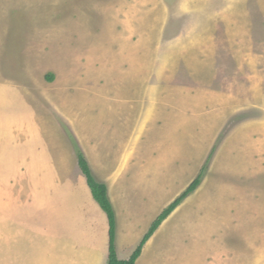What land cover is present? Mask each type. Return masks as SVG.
Segmentation results:
<instances>
[{
  "label": "rangeland",
  "instance_id": "374dc122",
  "mask_svg": "<svg viewBox=\"0 0 264 264\" xmlns=\"http://www.w3.org/2000/svg\"><path fill=\"white\" fill-rule=\"evenodd\" d=\"M0 82V123L28 105L22 121L58 173L81 171L84 124L154 157L132 166L164 167L152 199L163 189L172 202L207 166L142 264H264V0H0ZM27 128L0 139L1 170L8 156L36 166L45 149ZM42 225L18 242L36 241L22 264L45 254Z\"/></svg>",
  "mask_w": 264,
  "mask_h": 264
},
{
  "label": "crops",
  "instance_id": "0c3cea01",
  "mask_svg": "<svg viewBox=\"0 0 264 264\" xmlns=\"http://www.w3.org/2000/svg\"><path fill=\"white\" fill-rule=\"evenodd\" d=\"M125 44L126 42L119 43L120 47L124 46V49L134 48L133 45L125 46ZM140 45V49L150 51L149 48ZM132 55L128 54L129 60ZM134 61H137V58ZM3 83L0 82V99H2V92L6 89L2 85ZM101 94L99 92L100 97ZM27 107L29 106L25 105L15 111L16 114L22 116L21 119H17V124L0 123V139L5 145L11 137V132L13 139L19 135L15 132H23V139L26 137L25 133L29 127L30 130L36 131L37 135H31L36 141L35 143L29 142L28 146L35 144L37 149L43 147L45 150H37L39 156L34 158L36 166H33L24 157L13 156L10 158L8 156L9 147L6 149V154H1V157L8 156L9 162L13 164L6 169H0L2 264H22L21 254H30L34 245L36 246L33 244L36 241L28 242L31 244L28 250L25 245L21 246L18 242L24 240L26 232L35 229L32 225L43 218L49 224V229L42 225L39 233L40 238L36 234L39 239L38 246L43 242L49 244L46 246L45 254L34 256L33 264H65V260H68L67 264H107L110 240L107 213L94 198L81 168V171L74 170L71 164L69 165V174L68 171L58 173L56 160L47 148L41 129L38 126H27L22 121L27 113ZM100 121L101 119L97 125L98 132H101L102 129L106 130L108 127L102 125ZM81 131L83 138L90 139L89 141L83 139L81 148L96 178L106 183L108 195L115 210L117 256L120 259H128L154 220L171 203L169 190L166 197H164L163 189L157 196L154 194L153 199L149 197L151 194L149 185L158 184L160 178L165 176L164 167L153 164L145 167L132 166L131 164L135 162L136 164L138 162H154V157L145 155L144 160L143 156L138 157L135 150L131 153L130 148L134 145L133 141L118 143V140L109 141L102 136L94 139L85 124ZM127 148L128 150H126ZM69 150L71 149L69 148ZM159 159L161 163L165 162L164 157L157 158V160ZM75 162L78 163L76 156ZM71 163L74 162L71 161ZM30 169L35 170L32 172ZM182 209L183 207L180 205L165 219L144 245L136 264H142L150 247L162 233V229L175 217H178ZM58 220L61 221L63 228H58ZM44 232H48V234L41 239V234ZM61 240L64 241L63 246L59 243ZM16 243H18L17 246ZM38 249L40 250V248ZM61 250L65 252L63 257L56 255Z\"/></svg>",
  "mask_w": 264,
  "mask_h": 264
},
{
  "label": "trees",
  "instance_id": "16d2710c",
  "mask_svg": "<svg viewBox=\"0 0 264 264\" xmlns=\"http://www.w3.org/2000/svg\"><path fill=\"white\" fill-rule=\"evenodd\" d=\"M76 155L78 158L79 166L82 172L87 178L89 187L91 188L92 194L96 201L100 204L103 210L107 213L109 219V254H108V263L107 264H136L137 259L140 257L143 247L146 242L153 236L157 231L160 225L171 215V213L179 206L181 203L193 193L201 184L202 177L207 166L199 173V175L189 184V186L178 196L176 197L154 220L150 226L148 232L145 234L144 238L132 253L128 259H120L117 256L116 246H115V235H116V216L113 204L108 195V187L106 183L99 181L90 166L89 161L87 160L85 154L78 147L76 148Z\"/></svg>",
  "mask_w": 264,
  "mask_h": 264
}]
</instances>
